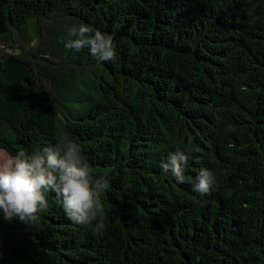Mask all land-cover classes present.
<instances>
[{
    "label": "trees",
    "instance_id": "obj_1",
    "mask_svg": "<svg viewBox=\"0 0 264 264\" xmlns=\"http://www.w3.org/2000/svg\"><path fill=\"white\" fill-rule=\"evenodd\" d=\"M81 23L114 61L59 42ZM0 45V150L71 139L108 182L88 225L54 192L32 227L0 212V264H264V0H0Z\"/></svg>",
    "mask_w": 264,
    "mask_h": 264
},
{
    "label": "clouds",
    "instance_id": "obj_2",
    "mask_svg": "<svg viewBox=\"0 0 264 264\" xmlns=\"http://www.w3.org/2000/svg\"><path fill=\"white\" fill-rule=\"evenodd\" d=\"M67 35L70 37L67 41H59L67 49L79 52L87 48L99 61L116 58L113 37L89 25H74ZM189 158L178 149L161 163L162 172L178 184L184 183V166ZM195 179L193 189L201 194H207L214 183L207 169H201ZM107 186L106 179L93 177L81 146L71 139L31 154L20 151L0 160V212L4 220L16 218L28 227L34 226L39 220L38 213L47 209L45 194L50 192L60 201L66 218L74 224L88 225L103 212L100 195ZM95 227L98 232L104 229L102 222H97Z\"/></svg>",
    "mask_w": 264,
    "mask_h": 264
},
{
    "label": "rangeland",
    "instance_id": "obj_3",
    "mask_svg": "<svg viewBox=\"0 0 264 264\" xmlns=\"http://www.w3.org/2000/svg\"><path fill=\"white\" fill-rule=\"evenodd\" d=\"M46 34H45V32L43 31V36H45ZM5 53H8V54H12V53H15V54H18L19 53V50L18 49H15V48H6V47H3L2 45H0V56L2 55V54H5ZM41 56V55H40ZM46 57H43L42 56V58L41 59H38V61L40 62V63H44V62H46L45 59ZM0 154H1V158H0V160L1 159H5V158H7L6 156H8L7 155V153L5 152V151H3V150H0Z\"/></svg>",
    "mask_w": 264,
    "mask_h": 264
}]
</instances>
